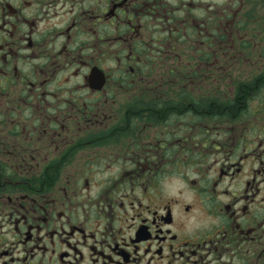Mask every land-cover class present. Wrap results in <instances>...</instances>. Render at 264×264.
I'll use <instances>...</instances> for the list:
<instances>
[{
	"label": "flooded vegetation",
	"instance_id": "flooded-vegetation-1",
	"mask_svg": "<svg viewBox=\"0 0 264 264\" xmlns=\"http://www.w3.org/2000/svg\"><path fill=\"white\" fill-rule=\"evenodd\" d=\"M230 38L264 0H0V264H264V92Z\"/></svg>",
	"mask_w": 264,
	"mask_h": 264
},
{
	"label": "rangeland",
	"instance_id": "rangeland-1",
	"mask_svg": "<svg viewBox=\"0 0 264 264\" xmlns=\"http://www.w3.org/2000/svg\"><path fill=\"white\" fill-rule=\"evenodd\" d=\"M243 42L249 43L250 46L253 42H257V44L255 43V46H257L254 49L250 46L243 48ZM228 45L230 53L228 56L226 79L234 80L235 83L258 79L264 76V38L254 40L236 39V41L230 38ZM216 74L219 75V72L216 71ZM253 109V106H251L250 110Z\"/></svg>",
	"mask_w": 264,
	"mask_h": 264
},
{
	"label": "trees",
	"instance_id": "trees-1",
	"mask_svg": "<svg viewBox=\"0 0 264 264\" xmlns=\"http://www.w3.org/2000/svg\"><path fill=\"white\" fill-rule=\"evenodd\" d=\"M258 79H261V88H260V91L261 92H264V82L262 83V81H264V76H261V78H258Z\"/></svg>",
	"mask_w": 264,
	"mask_h": 264
}]
</instances>
